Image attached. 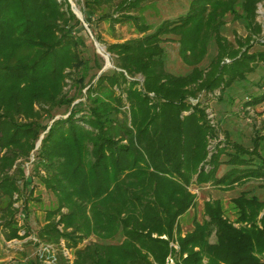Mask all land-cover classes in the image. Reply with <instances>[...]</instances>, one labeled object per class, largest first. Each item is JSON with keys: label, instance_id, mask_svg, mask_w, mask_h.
I'll list each match as a JSON object with an SVG mask.
<instances>
[{"label": "trees", "instance_id": "trees-1", "mask_svg": "<svg viewBox=\"0 0 264 264\" xmlns=\"http://www.w3.org/2000/svg\"><path fill=\"white\" fill-rule=\"evenodd\" d=\"M150 1L83 0L91 29L94 21L108 20L140 34L107 44L114 68L84 83L89 59L78 33L82 23L67 0H0V232L6 241L31 234L29 204L40 197L22 162L43 134L33 170L56 203L45 210L36 238L51 247L45 254L56 249L58 264H165L169 255L174 264H264V199L255 194L232 199L234 220L215 198L204 201V217L194 219L191 230L182 234L179 226L195 205L191 184L230 189L264 179V133L248 147L233 142V151L218 142L207 160L217 129L205 108L189 101L201 91L218 89L221 96L264 66V50L250 51L261 32V0H190L184 14L153 30L138 14ZM228 14L243 22L245 37L223 35ZM170 34L191 67L185 74L165 67L161 43ZM211 41L216 54L201 67ZM95 65L100 70L103 61ZM67 78L86 88L85 101L74 103L76 96L64 89ZM263 102L264 91L244 105ZM62 106L65 116L55 118L52 111ZM222 154L228 168L218 176ZM205 162L208 169L200 167ZM118 235L119 242H106ZM90 237L102 241L80 246Z\"/></svg>", "mask_w": 264, "mask_h": 264}, {"label": "rangeland", "instance_id": "rangeland-1", "mask_svg": "<svg viewBox=\"0 0 264 264\" xmlns=\"http://www.w3.org/2000/svg\"><path fill=\"white\" fill-rule=\"evenodd\" d=\"M71 11L82 23V27L78 28V33L83 36L85 46L83 47V56L89 59V70L86 74L84 83L94 81L101 72L110 71L114 68L113 59L107 51V44L113 42H121L133 37L140 36L135 28L127 23H115L113 26L108 20L94 21L91 29L84 19L83 0H67ZM73 4V7L71 5ZM190 0H155L147 2L138 14L143 21L150 25L153 30L160 22L165 19H173L184 14L189 8ZM73 8L77 11H73ZM107 14V13H106ZM256 20L261 25V32L256 36V41H253L250 51L264 50V0H261L257 5ZM223 35L233 41L235 35L245 37L248 34L247 29L240 20H233L232 16H226V25L222 31ZM96 35L100 39H96ZM161 45L165 49V67L167 71L174 74H185L190 71L191 67L182 61L178 53V41L175 35H165ZM216 45L211 41L208 45L207 55L201 62L200 66L205 67L216 54ZM98 60L103 61V66L99 70L95 63ZM226 61H229L226 59ZM139 80H142L141 75H137ZM67 85L65 91L69 95H75V102L85 101L86 88L74 86V81L70 78L66 79ZM264 91V66L260 63L252 72L246 74V79L235 82L221 93L218 89L213 91H201L195 98H190L189 101L195 105L200 103L205 108V113L209 122L217 129V137L208 141L207 160L217 147L226 146L227 151H233L231 144L238 142L243 146H250L252 138L258 133H264V102L255 106H245L244 101L250 95L258 94ZM221 97V99H219ZM66 106L58 107L52 112L55 118L65 116L67 111ZM40 135L36 142L34 150L28 160L22 162L25 175L31 178V186L34 187V196L40 197L39 201L31 200L29 204V212L26 224L28 225L31 234L23 239H12L6 241L0 232V264H58L53 248L54 255H47L46 249L37 241L36 232L44 223L45 210L55 205V196L46 190L38 178L37 172L33 170L35 150L39 147L41 138ZM227 159L226 154L220 157L221 165L217 171V175H222L228 168V164L224 161ZM208 169L209 162L201 163L200 167ZM42 173V172H41ZM190 189L196 194L195 205L190 208L179 218V226L182 234L189 231L193 227V220L201 221L204 217L203 203L208 199L218 198L221 200L224 207L225 215L234 220L236 217V209L234 208L233 198L240 200L248 199L252 194L264 199V179H248L243 183L234 185L230 189H223L209 182L204 184H191ZM16 202L15 205H18ZM21 220L20 223H22ZM235 225H238L237 223ZM23 233V230L20 231ZM102 241L96 237H90L82 241L80 246H83L89 241ZM215 240L214 235L210 238ZM120 235L106 242H119ZM170 245L178 250V244L175 240H171ZM63 246V242H62ZM51 249V248H50ZM63 254L72 259V252L69 249H63ZM165 264H174V256L169 255Z\"/></svg>", "mask_w": 264, "mask_h": 264}, {"label": "built area", "instance_id": "built-area-1", "mask_svg": "<svg viewBox=\"0 0 264 264\" xmlns=\"http://www.w3.org/2000/svg\"><path fill=\"white\" fill-rule=\"evenodd\" d=\"M44 248L46 249V251H49V249H50L51 247H49V246H45ZM66 257H67V256H66Z\"/></svg>", "mask_w": 264, "mask_h": 264}, {"label": "water", "instance_id": "water-1", "mask_svg": "<svg viewBox=\"0 0 264 264\" xmlns=\"http://www.w3.org/2000/svg\"><path fill=\"white\" fill-rule=\"evenodd\" d=\"M72 7H73V4L71 3ZM73 11L76 13L77 11L73 8Z\"/></svg>", "mask_w": 264, "mask_h": 264}]
</instances>
